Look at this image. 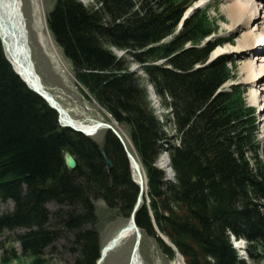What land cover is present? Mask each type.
<instances>
[{
  "label": "trees",
  "instance_id": "1",
  "mask_svg": "<svg viewBox=\"0 0 264 264\" xmlns=\"http://www.w3.org/2000/svg\"><path fill=\"white\" fill-rule=\"evenodd\" d=\"M196 1L91 0L84 7L55 0L46 21L80 92L125 129L144 170L148 202L135 215L141 233L168 260L176 251L185 264H246L236 259L232 235L248 242V264H264V137L258 140L255 111L241 87H225L235 77L233 64L224 56L206 64L226 42L214 39L210 7L195 9L176 32ZM129 62L142 66L144 80ZM147 85L171 109L178 142L167 153L174 182L154 166L170 139L150 107ZM65 152L76 161L72 171ZM138 193L116 138L105 131L98 145L60 127L0 53V202L13 204L0 213V237L21 231L13 240L20 254L5 244L1 263L53 264V255L68 254L72 264H96L94 204L126 221Z\"/></svg>",
  "mask_w": 264,
  "mask_h": 264
},
{
  "label": "rangeland",
  "instance_id": "2",
  "mask_svg": "<svg viewBox=\"0 0 264 264\" xmlns=\"http://www.w3.org/2000/svg\"><path fill=\"white\" fill-rule=\"evenodd\" d=\"M84 1V0H78ZM55 0H21V13L24 18L26 30L28 33V44L31 50V59L34 65V70L38 76L44 89L49 92L53 98L63 107L72 120L85 124L94 125V122H101L105 124H114L125 138V142L130 147V141L127 137V133L124 128L118 127L110 117L99 107V105L90 97L84 96L74 80L72 72L70 70L69 63L63 57L61 51L56 46L50 31L47 28L46 17L52 10ZM230 2L226 0H198L193 3L191 9L196 7L210 6L209 16L212 20H215L218 25L217 39L229 41L220 47H217L212 51L209 56V61H212L220 56L227 57L233 66L232 71L235 77L232 81L228 82L225 86L239 85L244 92L243 98L245 104L255 109L257 117V126L259 129V139L264 135V115L261 113L262 105L251 101V96H259L261 93L260 87L255 88L251 85L249 80L251 79V72L246 68V64L252 58L250 52L234 53L239 49V42H244L247 46L251 43L250 40H243V34L245 30L240 29L239 32L230 28V17L226 12V9ZM250 8H252L250 6ZM264 11V8L262 12ZM255 38L258 41H262V35L260 33L255 34ZM264 49V43L261 46ZM111 52L118 58L125 57L124 52L111 49ZM159 64V63H158ZM130 70L136 74L140 79L144 80V74L142 66L139 63L129 62ZM259 64H257L258 66ZM255 74L258 76L257 68H255ZM260 78V77H259ZM146 85V84H145ZM255 85H257L255 83ZM149 91V101L151 103L156 118L163 124L166 135L173 140L171 143L176 144L177 138L174 133L171 116L167 107H164L159 97H155L153 89L150 85L146 86ZM153 93V94H151ZM168 102V99L166 100ZM105 130H99L95 135L91 136L96 143H101ZM167 159L164 158V167L166 168ZM162 159L158 162V166H161ZM169 177V176H168ZM171 178V176H170ZM50 210L54 207L48 206ZM12 209V203L0 202V213L6 212ZM95 213L98 219V232L100 235L101 248L110 243V241L126 226L127 221L122 218L116 217L109 212L106 207L100 203H95ZM21 233L20 230L15 232H5L0 237V254L1 246L12 243L14 249L18 252V244L13 242L15 236ZM134 235L128 237L112 252L108 253L102 264H129L131 251L134 245ZM140 254L144 264H170V261L163 257L155 243V240L148 236H143L141 239ZM57 250L61 251V244L55 246ZM53 264H72L75 257H71L68 254H63L62 257L58 255L52 256ZM1 264V262H0ZM15 264V263H13Z\"/></svg>",
  "mask_w": 264,
  "mask_h": 264
},
{
  "label": "water",
  "instance_id": "3",
  "mask_svg": "<svg viewBox=\"0 0 264 264\" xmlns=\"http://www.w3.org/2000/svg\"><path fill=\"white\" fill-rule=\"evenodd\" d=\"M0 53L12 72L26 85V87L44 100L50 109L55 111L60 126L68 128L84 136L93 135L100 128L107 129L116 137L117 141L121 145L129 162L130 168H132L137 173L138 177H140L138 163L127 151L121 136L114 128L110 125L95 123L91 127L79 129L78 125L70 118L67 112L60 107L47 92L44 91L39 78L35 74L34 66L31 60V52L27 42V31L24 19L20 12V0H0ZM101 155L105 164L111 168V163L106 158L104 152L101 151ZM64 163L66 169L69 171L76 168V161L69 153H65ZM142 192L143 190L140 182L139 196L130 215L128 225L102 249L100 258L96 264H100L106 254L117 246L123 238L131 233H135V243L131 252L129 264H143L138 252L141 235L134 221V215L138 210Z\"/></svg>",
  "mask_w": 264,
  "mask_h": 264
},
{
  "label": "bare ground",
  "instance_id": "4",
  "mask_svg": "<svg viewBox=\"0 0 264 264\" xmlns=\"http://www.w3.org/2000/svg\"><path fill=\"white\" fill-rule=\"evenodd\" d=\"M230 2L226 12L230 17V28L239 32L240 29L245 30L243 34V40H250L251 43L247 46L244 42H239V50L234 51V53H245V51L252 54V58L246 64V68L251 72V79L248 83L253 85L255 88L258 86L261 90L259 96L252 95L251 101L254 103H259L262 105V114L264 115V49L261 47L264 43V0H226ZM250 6L252 8H250ZM20 9H21V0H20ZM262 35V41H258L255 38L256 33ZM257 64H259L257 66ZM255 68H257L258 76L255 74ZM260 77V78H259ZM255 83L257 85H255ZM49 93V92H48ZM50 94V93H49ZM153 94V93H151ZM51 95V94H50ZM154 95V94H153ZM52 96V95H51ZM53 98V96H52ZM55 100V99H54ZM56 101V100H55ZM59 104V103H58ZM60 105V104H59ZM61 106V105H60ZM264 121V118H262ZM79 129L88 128L93 126L85 125L82 123H76ZM93 136L92 134L89 137ZM166 169L170 173L169 165L166 162ZM144 186L145 179L143 174L140 173V178L138 179Z\"/></svg>",
  "mask_w": 264,
  "mask_h": 264
}]
</instances>
